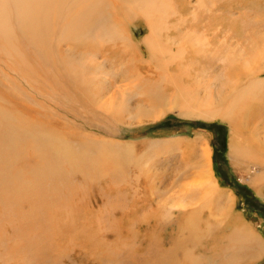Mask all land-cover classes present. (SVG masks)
Listing matches in <instances>:
<instances>
[{"label": "rangeland", "instance_id": "374dc122", "mask_svg": "<svg viewBox=\"0 0 264 264\" xmlns=\"http://www.w3.org/2000/svg\"><path fill=\"white\" fill-rule=\"evenodd\" d=\"M119 1L124 0H112L115 5ZM167 4L172 12L166 18L148 22L141 15L129 20L114 13V21L124 23L128 39L137 45L131 55L122 45L124 56L117 55L111 42L101 51L98 45L97 50H88L91 64L87 54L83 56V63L92 65L90 70L101 71L99 76L87 73L95 83L90 92L102 102L114 92V101L122 100L118 103L125 106L122 118L97 108L75 82L53 80L47 66L25 47L21 57L38 77L26 74L30 70L20 63L17 78L7 79L0 71V84L15 91L10 102L24 104L23 115L45 134H54L53 140L39 142L20 134L17 143L8 145L15 150L11 152L0 139V264H264V184L253 183L255 177L264 181V164L232 153L231 128L220 118L183 116L176 109L142 122L131 120L145 103L130 94L139 81L153 83L161 75L157 63L140 61L139 52L148 55L145 39L150 32L165 49L167 58L161 64L166 70L170 53L179 48L173 40L206 39L202 51L206 48L210 57L218 40L225 39L223 61L215 59L217 63L205 66L194 59L192 66L188 62L183 68L201 78L205 75L213 84V77L216 81L222 75L223 92L254 83L252 109H260L264 0H168ZM149 22H155L154 27ZM96 32V37H103V30ZM178 57L187 61L192 53L180 52ZM175 64L171 71L178 70ZM2 65L0 59V69ZM222 66L225 74H219ZM259 134L263 140V128ZM180 139L205 143L211 151L210 166H203L199 144L194 149L185 143L168 144ZM53 145L67 147L63 152L55 147L51 153ZM66 148L72 149L71 154L64 153ZM83 156L91 161L89 166L80 163ZM209 179L220 190L216 197L206 193Z\"/></svg>", "mask_w": 264, "mask_h": 264}, {"label": "bare ground", "instance_id": "6f19581e", "mask_svg": "<svg viewBox=\"0 0 264 264\" xmlns=\"http://www.w3.org/2000/svg\"><path fill=\"white\" fill-rule=\"evenodd\" d=\"M167 1L168 0H133V2H129L124 0L123 2H116L117 4L115 5L112 0H0V59L3 61V65L1 66L2 69H0V71H4V74L6 73L8 75L7 76L5 74L7 79L8 77L13 78L12 76L14 75L17 78L20 63L30 70L27 73L26 71L24 72L22 70L24 73L31 75V77L33 78L34 76L38 77L37 75H35V68H29L24 63V59L21 57V49L25 47L28 53L35 55L36 58L45 65V67L47 66L46 73L48 76H52L53 80L56 81L57 79L61 83L63 80H65L66 84H70V81L75 82V84H77L81 88L82 92H86L88 94V99L90 101H93L94 103L99 105V107L97 106V108L101 107L103 109H106L108 112L112 111L114 112V114L118 115V118H122L121 115L124 116L123 113H125V106L122 108V104L118 103L122 102V100L118 102L114 101L113 98H116L114 92L107 99L109 100L108 102H102L98 95H96L94 92H90L92 91L91 88L95 83L94 81H91L90 76L88 78L87 75L93 74L99 76L101 71L99 73L93 72V68L95 67L91 68L90 70V67H92V65H90L92 57H89L88 53L90 51L88 50L90 48L97 50L96 46L98 45L101 46V48L99 49V51H101L103 50L104 46L108 48V46L112 42L118 52L117 55L121 57L124 56V54H122V51L119 50L120 45L124 46L131 55V53H133L135 50H138L136 47L137 45H135L133 41L131 42V40L128 39L125 33V25L124 23L122 24L123 21L121 22L123 27L122 25L114 21V13H119L120 16L126 17L129 20L137 15H141L143 16L141 20L146 19L147 22L148 18H166V16H168L170 14V11L172 10V6L167 4ZM160 5H167L168 9L162 10L163 8H159ZM122 17L120 18L123 20ZM149 25L151 27H154L155 22H149ZM97 29L103 30V37L100 36L102 35L99 33L100 31L96 32ZM155 31L157 30L155 29ZM95 32L99 33L100 35L97 34L96 37ZM150 33L145 39L148 55L144 56H148V58L142 59L144 58V56H142V54L139 52L140 61L157 63L158 66L162 68L160 71L161 75L157 77L158 80L156 82L151 83V81L143 80L144 82L139 81L134 87L132 86L130 94L132 96L139 97V101L145 104L144 107L143 105H141V107L139 105L140 109L139 107H137V109H139L136 112L137 116H132L131 120L142 122V120H144L145 118L149 120L153 117L157 118L160 115H164L168 112H173L176 109L178 110L180 115L183 116H190L195 118V115H197L202 119L220 118V120L226 121L231 128L230 139L228 140H230V148L232 153L236 156L240 155L248 160L253 159L264 164V148H261V146H263L264 144V139L262 140L259 134V131L261 132V129H264V127H260L261 123L264 122V103L257 102V105L260 103V109L259 107L256 110L252 109V107L254 106V104H252L251 102L253 100L255 90V88H253L252 90V84H254L252 82L254 78L251 82L252 84L246 85V83L244 85V83H242L244 86H242L241 88L240 86H236V88L232 89L229 88L228 90L231 89L230 92H227L226 90L224 91V93V79L222 78L223 80L220 81V76L222 75H220V79L218 77L216 81L215 77H213L214 83H216L213 84V82H210L211 80L205 79V75L201 78L199 73L193 74V72H188L183 68V65L187 64L188 62L192 66L193 64L191 62H193L192 60L194 59L199 60L205 66H207L208 63H213L215 59H220L221 61H223L222 59L224 55H222V48L225 43V39L218 40L220 43L219 47L216 45L214 54L213 52H211L212 54L210 57H208L205 53L206 48H204L202 51L203 45L206 46L205 43H202V40L204 39L196 40L195 38H193L200 45L197 44V42H193V40L191 41L190 39H186L183 37H181L182 40L180 43H176L173 40V45L177 44L179 45V48L176 47V51L170 53L169 65L168 67L166 66L168 70H166L163 68L165 67V65L162 66L161 64V60L167 58L165 49L159 48V44L156 43L157 39H153V34ZM185 33L187 32L185 31ZM98 39L100 40L99 42ZM205 41L207 40L205 39L204 42ZM85 43H89L87 45L89 47L84 46ZM24 51L25 50H23V52ZM186 51L192 53V57L187 61L183 60L181 57H178V53ZM85 54H87L86 58L90 64L83 63V56ZM91 55L93 56V54ZM126 57H128V55H126ZM95 59L97 58L95 57ZM173 64H175L176 68H178L176 72L171 71ZM109 65L110 68L112 65ZM224 68V66L219 68V74H225L223 73ZM118 69H121V67H119ZM116 70L117 68L115 67L114 74ZM121 71H123V69ZM214 72H216V70H214ZM211 75L214 76L213 73ZM244 75H242V77ZM200 78L203 80L197 81V79ZM241 78H239V80ZM96 81L98 82V80ZM8 82L9 81H7L6 83ZM206 82H210L209 85ZM233 85H237V83H233ZM14 95L15 91L13 89H10L5 84H0V139H3L2 141L6 142L4 144H6L7 146H12V144H15L16 142V137L20 134L28 136L32 142H34L36 139H38L39 142L40 139L42 140L45 138H54V134L51 135V132H49V135L45 134L40 125L35 122L29 121V119L23 115V107H25L24 104H13L10 102ZM119 97L123 99V94H121ZM249 111L251 112V114H249ZM251 117L253 120L252 123H254L253 125L250 123ZM138 118L139 120H137ZM171 143H175L180 146H184L186 144L187 146H193V149L194 146L196 148V145L199 144L198 139H180L169 142L168 144ZM59 145H53V150L51 151V153L54 151L55 147L60 150V152H63L62 150L67 147L66 145ZM199 145L201 149L200 154L202 155V162L204 161L203 166H210V148L205 143ZM8 148L7 151H15L13 148ZM65 150L67 152L64 153H70L72 151V149L67 148ZM0 155L2 156L3 154L0 153ZM88 160V158L83 156L82 162L80 163L83 164V166H89L88 164L91 161ZM205 177H207V175ZM208 177H210V175ZM209 182L210 185L208 188V192L206 193L212 194L214 197H216V195H218L217 192H219L220 194L218 185L212 179H209ZM253 183L256 184V186H263L264 181L260 177H255ZM257 190L259 189L257 188ZM248 233H245L246 236Z\"/></svg>", "mask_w": 264, "mask_h": 264}]
</instances>
